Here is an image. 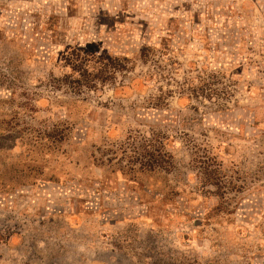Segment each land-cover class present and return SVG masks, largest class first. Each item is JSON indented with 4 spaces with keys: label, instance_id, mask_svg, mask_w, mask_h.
I'll list each match as a JSON object with an SVG mask.
<instances>
[{
    "label": "rangeland",
    "instance_id": "obj_1",
    "mask_svg": "<svg viewBox=\"0 0 264 264\" xmlns=\"http://www.w3.org/2000/svg\"><path fill=\"white\" fill-rule=\"evenodd\" d=\"M0 264H264V0H0Z\"/></svg>",
    "mask_w": 264,
    "mask_h": 264
},
{
    "label": "trees",
    "instance_id": "obj_2",
    "mask_svg": "<svg viewBox=\"0 0 264 264\" xmlns=\"http://www.w3.org/2000/svg\"><path fill=\"white\" fill-rule=\"evenodd\" d=\"M80 51L84 52L83 49ZM76 53L77 54H72L69 61L72 72L77 74L79 78H75L74 75L67 76L65 82L67 85H70V87L72 86V84H76L79 89H96V83L100 82L102 84H105L109 80L114 79L117 72L127 71L129 68L126 64H124V62L126 61L125 59H118V63H113V61L106 62L105 60L96 58L97 66H94L92 69H90L88 66L92 62L91 59L94 57H91L90 55L83 56L82 54H80V52ZM162 100V96L155 99L154 105L159 106L160 104H162ZM160 135L161 134L159 133L152 132L147 137L140 136L135 138V141L139 142L137 149H135L137 154L135 162H140L142 170L155 172L157 170L160 171L164 169L165 171H170V163L168 161L169 154L165 153L164 151L162 138ZM204 154L205 156L199 157V162L206 166V168H204V174L208 175V184H214V186L218 187V181L216 178H214L213 170H211V160L206 155V153ZM214 181L217 183H212Z\"/></svg>",
    "mask_w": 264,
    "mask_h": 264
}]
</instances>
